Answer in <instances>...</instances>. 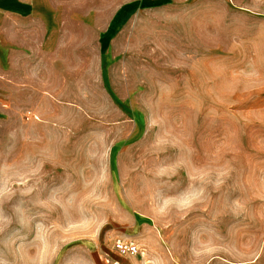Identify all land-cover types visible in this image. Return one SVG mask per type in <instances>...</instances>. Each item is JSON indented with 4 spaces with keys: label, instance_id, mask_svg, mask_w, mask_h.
Returning a JSON list of instances; mask_svg holds the SVG:
<instances>
[{
    "label": "rangeland",
    "instance_id": "374dc122",
    "mask_svg": "<svg viewBox=\"0 0 264 264\" xmlns=\"http://www.w3.org/2000/svg\"><path fill=\"white\" fill-rule=\"evenodd\" d=\"M178 12L131 98L83 85L70 130L0 141V264H264V0Z\"/></svg>",
    "mask_w": 264,
    "mask_h": 264
},
{
    "label": "crops",
    "instance_id": "0c3cea01",
    "mask_svg": "<svg viewBox=\"0 0 264 264\" xmlns=\"http://www.w3.org/2000/svg\"><path fill=\"white\" fill-rule=\"evenodd\" d=\"M188 3L0 0V141L24 126L70 130L66 107L84 113L83 85L89 90L97 85L113 102L131 98L130 73L120 63L148 51L160 35L155 20L168 14L172 21L170 13ZM120 80L128 86L126 95L117 85Z\"/></svg>",
    "mask_w": 264,
    "mask_h": 264
},
{
    "label": "built area",
    "instance_id": "2783aa9c",
    "mask_svg": "<svg viewBox=\"0 0 264 264\" xmlns=\"http://www.w3.org/2000/svg\"><path fill=\"white\" fill-rule=\"evenodd\" d=\"M114 248L123 255H135L140 251L139 245L132 240L117 239Z\"/></svg>",
    "mask_w": 264,
    "mask_h": 264
}]
</instances>
